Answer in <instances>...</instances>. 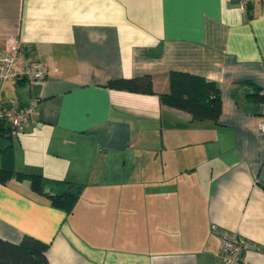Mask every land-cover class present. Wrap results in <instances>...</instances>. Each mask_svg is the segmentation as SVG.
<instances>
[{"label": "crops", "instance_id": "obj_1", "mask_svg": "<svg viewBox=\"0 0 264 264\" xmlns=\"http://www.w3.org/2000/svg\"><path fill=\"white\" fill-rule=\"evenodd\" d=\"M9 38L48 74L0 82V100L38 101L23 132L0 129V167L12 145L17 171L85 187L66 214L0 182L1 238L49 243L51 264H219L216 226L264 264V0H0V52ZM171 71L219 84L217 120L163 104ZM146 74L152 93L108 85Z\"/></svg>", "mask_w": 264, "mask_h": 264}, {"label": "trees", "instance_id": "obj_2", "mask_svg": "<svg viewBox=\"0 0 264 264\" xmlns=\"http://www.w3.org/2000/svg\"><path fill=\"white\" fill-rule=\"evenodd\" d=\"M170 88L161 93L163 104L183 110L197 120H217L222 113V97L219 84L202 76L189 72L171 71L169 73ZM109 86L133 92H153V77L150 74L129 79H118L108 83ZM252 97L259 98L258 94ZM261 99V98H259ZM264 99V97H263ZM0 129L11 131L9 126L0 124ZM2 152L0 182L6 184L15 178L30 179L31 188L38 194L49 198L51 204L71 214L85 187L71 179L51 180L41 173H25L14 167L12 145ZM47 185L54 189L46 190ZM49 243L32 235L25 234L19 242L0 237V264H51L48 258Z\"/></svg>", "mask_w": 264, "mask_h": 264}, {"label": "built area", "instance_id": "obj_3", "mask_svg": "<svg viewBox=\"0 0 264 264\" xmlns=\"http://www.w3.org/2000/svg\"><path fill=\"white\" fill-rule=\"evenodd\" d=\"M249 0H239L242 7ZM21 43L15 38L5 42V48L0 52V82L25 79L30 84H42L47 78L48 66L42 61L21 60ZM38 101L32 100L24 106H15L0 100V124L10 127L12 135H18L29 124L31 116L35 113ZM264 132V121L260 123ZM220 237L219 264H248L246 254L251 249L260 250L261 246L245 236L218 227L213 228Z\"/></svg>", "mask_w": 264, "mask_h": 264}]
</instances>
